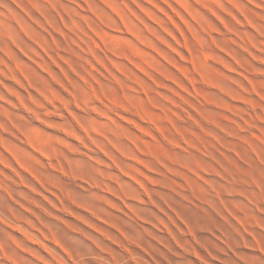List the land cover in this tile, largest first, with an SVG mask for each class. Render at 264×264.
Returning <instances> with one entry per match:
<instances>
[{
  "label": "rangeland",
  "instance_id": "1",
  "mask_svg": "<svg viewBox=\"0 0 264 264\" xmlns=\"http://www.w3.org/2000/svg\"><path fill=\"white\" fill-rule=\"evenodd\" d=\"M0 264H264V0H0Z\"/></svg>",
  "mask_w": 264,
  "mask_h": 264
}]
</instances>
